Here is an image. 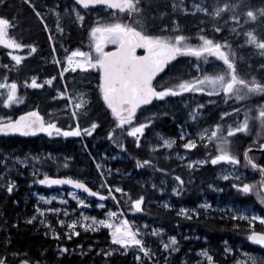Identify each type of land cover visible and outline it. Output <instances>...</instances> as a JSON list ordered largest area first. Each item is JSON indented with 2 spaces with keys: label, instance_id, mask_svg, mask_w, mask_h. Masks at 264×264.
Here are the masks:
<instances>
[{
  "label": "snow or ice",
  "instance_id": "6c2138e0",
  "mask_svg": "<svg viewBox=\"0 0 264 264\" xmlns=\"http://www.w3.org/2000/svg\"><path fill=\"white\" fill-rule=\"evenodd\" d=\"M24 3L32 9L39 23L43 26V31L50 33L51 30L48 24L45 23L41 11L37 10V6L31 0H24ZM0 6L6 7L7 0H0ZM97 6L100 7L98 8ZM169 7L172 10L171 13L167 11ZM244 7H246L244 0H235L234 3L228 2V0H192L190 6L185 5L184 0H178V2L177 0H73L72 7H66L64 12L70 16H74V23L86 30L89 41L88 50L84 51L76 48L69 51V49L64 47L62 42L59 44L60 48L66 53L63 62L60 59L55 60V65L60 68L58 73L59 80L64 81L65 73L68 72L77 73L78 70L79 73H87L89 70L97 72L99 98L112 117L114 129H119L121 134L132 138L136 147L140 148L141 137L145 135L146 129L153 124L154 119L158 116L168 115L167 111L153 112L151 118L146 117L142 121L140 117L146 110V106H153L154 101L163 103L173 97L183 98V94L189 92L202 93L209 97H220L222 94L225 101L229 99L245 101L256 94L264 95V80L258 81L254 75L249 79L239 74L237 54L232 50L229 40L225 37H222L221 40H216L208 38L207 35L203 34L209 22H213L212 31L214 33H222L224 28L219 26L220 20H223L222 13L230 12L231 14L227 20H223V23L227 27L229 34L238 36L240 33L236 31V27L228 26V21H232L239 26L241 17L236 12L238 9ZM81 9L84 11H81ZM177 11L182 12L184 15L197 16L199 13L203 14V17H198V35L196 36L198 43L192 44L190 43L192 37L179 34L181 29L175 18ZM90 14H95V20H89L86 26V17ZM258 14L264 17V8L259 9ZM245 15L253 21L257 19V14L253 10L246 11ZM57 16H59V13H57ZM166 16L171 17L170 24L164 23L162 27H158L156 33L150 31V21L159 19L163 22ZM200 25H204V27H200ZM16 27L15 18L0 15V45L5 49L12 50L7 52V56L10 58L9 63L3 65V69L8 72L16 66L21 65L28 56L37 51L34 44L18 42L17 39L9 36V30ZM56 31L60 33V40L62 41L64 29L60 24H57ZM244 35L247 37L246 44L254 46L259 50V54L264 56V38L258 37L253 31H247ZM53 40L54 35L49 34L47 41L50 45H53ZM108 45L114 47L111 50H106V46ZM25 49H27L26 52L24 51ZM138 49L143 50L142 55L137 54ZM21 52H23V55L18 54ZM56 54L57 48L53 45L51 47V55L56 57ZM178 57H195L196 63L193 67L196 70V75L190 79H183L182 76L184 74H181L174 77L175 83L160 85L158 88L154 85L157 74L161 73L171 62L177 61ZM210 57L214 58V60H210ZM215 61H219L221 64L218 65ZM201 62L210 65L211 71H204L202 73ZM259 70L264 72V64L259 66ZM54 80H57V76H51L45 79L43 83H39L37 77L33 76L30 82L25 79L23 84L28 88L41 89L45 84L52 86ZM0 90H3L0 91V106L3 108H11L14 104L22 103V99L17 95L18 83L16 80L9 82L7 72L4 74L3 82H0ZM56 91L60 98H67L65 107L71 109L69 119L75 121V126L72 124H69L67 128L58 126L56 119L52 118L51 113L48 114L49 118L45 119V116L41 115L39 110L32 109L22 112L15 118L8 115L0 116V135L18 134L20 136H36L43 133L48 137H53L54 135L65 138L81 137L82 134L91 136L92 132L99 127V124L95 120H91L87 127H81L80 123L81 117L88 115L87 107L89 101L85 98L86 94L77 91L74 95H69L67 84H64L63 90L57 88ZM209 103H213V101L209 100ZM196 108L202 109L204 105H196ZM240 111V107H232L230 111L222 110L220 112L219 122L212 125L210 135L207 136V141L214 142L216 154L209 156L206 151L205 159L188 163L187 167L189 169L193 168V164L203 165L210 163L213 166L220 162L233 166L240 164L237 155L233 154L230 150L229 138L233 137L236 133L246 132L249 128L250 119L257 120L261 128H264V103L256 105L254 109L244 107V120L239 122L237 126L227 124L225 129L224 118L230 117L233 114L238 116ZM251 112H254L255 115L250 116L249 113ZM208 131L209 129H204L202 132L197 133V135L203 141ZM185 135L184 131L181 130L179 139L184 141ZM107 136L121 151H125L124 144L114 139L113 130L108 131ZM174 143V139H163V146L167 148H172ZM180 146L183 149L191 151L197 148V142L192 138H188ZM205 146L207 145L205 144ZM258 147L264 150V143H260ZM249 151H251V148L244 151L245 167L250 165L253 170L259 171L261 180L258 182V185L264 188V166L257 164L253 158H250L248 155ZM180 158L183 159V157ZM8 159H12L14 164L28 163V157L22 159L6 155L0 159V165H4L6 172L10 170L9 165L5 163ZM32 159L38 160L39 157H33ZM150 163L151 161L148 159L142 162L137 160L136 167L141 168L150 165ZM99 169L100 165H97V170ZM157 170L164 171L163 169ZM32 175L34 177L39 176V169L34 168ZM103 176L104 173L101 172L102 179ZM2 178L3 173H0V179ZM221 178L228 180L229 175H222ZM233 178L235 180L240 179L239 176H234ZM174 180L178 183L172 188V192L178 196L183 191L185 181L179 175H175ZM33 183L47 187L70 185L74 189L83 190L89 196L98 197L100 201L106 199L98 191L90 189L83 181L70 177H52L45 173L43 178L34 179ZM14 186L15 181L9 179L6 184V191L11 194ZM101 186L108 187V196L116 201V197L112 195V187H109L106 181ZM208 187L215 191H222V189L215 188L212 184H209ZM231 187L239 193L247 194L253 190L255 185L233 183ZM115 191L122 192L123 190L120 187H115ZM68 195L78 200L77 208L80 206L89 207L84 199L76 197L73 192H69ZM38 199L45 201V197L43 196H39ZM51 199H55V197L49 198L46 202L50 203ZM61 202L66 203V201ZM143 202V196L131 200L129 211H143L141 207ZM260 202L264 204V198ZM97 206L103 207L102 204H98ZM116 206L117 212H119V201L116 202ZM165 207H169V205L165 204ZM210 207L211 205L208 202L198 205V208H203L205 211ZM226 210L232 211L230 208ZM46 211L59 214L61 209L48 208ZM195 211L194 209L193 212ZM221 211H225V209H221ZM36 212L41 217L45 215V210L39 207L36 208ZM117 212L109 210L105 215L109 218H114L117 216ZM236 212L237 214L232 215L231 219L249 221L250 232L247 235L248 241L264 248V230H254V222L258 221L261 226H264V216L253 214L249 217L246 214L247 210L241 212L239 209H236ZM177 214L192 219V216L188 214V210L184 208H181ZM63 215L67 217L69 215L68 211L65 210ZM120 215L123 216L124 213L120 212ZM80 218L91 220L89 224L80 223V227L86 231L98 230L100 226L108 228L110 230L111 244L119 246V249H122L123 253H127L130 248H134L136 250L134 259L137 264H143L141 253L146 264H160L159 260L156 259L157 253L146 246L141 229L134 226L135 222L123 218L118 223H113L110 219L96 220L94 217H85L83 213L80 214ZM35 219L36 216L33 215L27 220V223H32ZM41 223H44V221L41 220ZM57 223L64 226L65 220L60 219ZM77 223L78 220H72L66 224L70 232H65L64 235L69 240L73 236L80 234L75 230ZM45 227L48 228V231L53 232L57 240L60 239L59 233L49 228L47 224H45ZM144 227L147 228V225H144ZM160 231L162 232V230ZM47 234L48 232L46 231L45 235ZM158 234L157 230L154 229L152 231V235ZM8 242L10 243V241ZM77 247L80 246L78 245ZM162 248L163 253H166V255L162 254V259L167 264L168 257L179 251L178 241L174 236L169 237L167 243L162 242ZM68 251L69 249L59 246L57 254L67 253ZM224 251L225 253H230L231 249L225 247ZM111 254V251L103 253L105 257ZM8 255H12L15 258L20 254L15 252L0 254V264H7ZM198 255L206 258L207 264H215L213 256L206 249L200 250ZM245 256L249 264H264V258H258L249 254H245ZM19 264H33V262L29 259H20ZM35 264H39V262H35ZM181 264H184V262L181 261ZM197 264H200V262L197 261ZM236 264H240V262L236 261Z\"/></svg>",
  "mask_w": 264,
  "mask_h": 264
},
{
  "label": "rangeland",
  "instance_id": "374dc122",
  "mask_svg": "<svg viewBox=\"0 0 264 264\" xmlns=\"http://www.w3.org/2000/svg\"><path fill=\"white\" fill-rule=\"evenodd\" d=\"M23 1V0H18ZM50 4H46L47 0L44 1H36L33 2V4H37V10L41 11V14L44 17L48 16L53 19V22H48L45 20V23L48 24L49 29L51 30L50 33H45V37L47 39V36L49 34L54 35V40H53V45L56 46L57 48V56L59 57L60 60H64L66 53L62 48H60L59 44L61 42L57 41V35L60 34L56 31V26L57 24H60L61 19H66L68 23H71L72 25H75L74 23V16H70L64 12V9L71 8L73 3L69 2L68 0H62L57 1V0H49ZM24 2V1H23ZM178 2V0H177ZM185 5L190 6L192 3V0H184ZM229 2V1H228ZM12 4L11 1L8 2V6ZM246 4V7L240 8L237 10L236 14L241 17L239 24L241 25V33L236 36L234 34H229L228 31H225L223 34V37L227 38L230 41H235L236 40V46L230 42L232 50H234L237 54L238 50L236 47H241L242 51H244L245 54H241V56L237 55V59L239 58L240 61H242V58L244 57V66L252 69V70H257L259 71V76L256 77L258 81H260L262 78L264 79V72H261L259 70V66L261 64H264V56H261L259 54V50L256 49L254 46L246 44V39L247 37L244 35L245 32L247 31H253L255 35H257L260 38H264V17L260 18L261 16L258 14V10L261 8H264V0L258 1L256 4ZM79 7V6H77ZM99 8V7H98ZM248 10H253L254 13L257 14V19L255 21L249 19L246 17L245 13ZM81 11H83L81 9ZM171 13V8L169 7L167 9ZM33 12V11H32ZM181 14H183L180 11H177ZM34 13V12H33ZM57 13H59V16H57ZM101 14H103L101 12ZM230 12H224L222 13L223 20H227L228 16L230 15ZM91 16L86 17V23L88 24V20H95V14H90ZM184 15V14H183ZM4 16V15H3ZM190 19H196V22L198 24V17H203L202 13L197 14V16L189 15ZM33 16L31 14L29 15L28 13L15 17V24L17 25L16 28L10 29L9 30V36L17 39L18 42H24V43H30L34 44L37 48V44H40L38 39H33L29 41H22L20 38H22L21 35H18L21 33V30H17L20 28L22 24L24 25V22L31 20ZM89 18V19H88ZM34 19V18H33ZM166 20V23L170 24V16H166L164 18ZM158 20V19H157ZM223 20H220L219 26L224 25ZM35 22V20H34ZM228 24H234L232 21H228ZM150 31L156 33L158 31V27H162L163 25H160L158 22H150ZM25 26V30L27 31V25ZM61 26V24H60ZM171 26V25H170ZM208 26L213 27V22H209ZM62 27V26H61ZM200 27H204V25H200ZM63 28V27H62ZM21 29V28H20ZM43 29V26L38 30L40 32ZM238 32V30H236ZM239 33V32H238ZM36 35L37 32H32V33H26L27 35ZM24 36V35H23ZM25 36V37H26ZM213 38V37H212ZM241 38L240 40H238ZM28 39V38H25ZM215 39V38H213ZM216 40H221V39H216ZM48 42V41H47ZM44 44V43H43ZM64 44V43H63ZM49 45V51L51 52V47L53 45ZM39 46V45H38ZM64 47L69 49V51L74 50L76 48H80L78 46L75 47H67L64 44ZM107 47V46H106ZM81 49V48H80ZM82 50V49H81ZM8 51H12L10 49H6V53ZM25 52L27 49L24 50ZM37 51L38 48H37ZM23 55V52L18 53ZM28 56L27 63H32L34 67L38 65H42L46 62H51L54 60L55 57H53L51 54L49 58H43L42 56L38 55L34 60L29 58ZM210 60H214V58H209ZM196 63V58L195 57H178L177 61L171 62L169 65L168 69L166 72H164L161 76H159L156 81L158 87L160 85L164 84H172L175 83L174 77H177L181 74H184L182 76L183 79H190L196 75V70L193 67V65ZM216 64H221L219 61H215ZM204 71H211V66L208 64H204L201 62V72L203 73ZM9 78V77H8ZM4 75H0V82H3ZM73 77L72 76H67L65 77L64 81H60L59 79V85H56L54 88V95H52L49 99L50 100H60L61 104L58 106L51 107L49 110H47V113H51L52 115L58 114L59 111H62L63 109H67L69 113L71 112L70 108H66L65 105L67 104V98H60L57 95L56 89L59 88L60 90H63L64 84H67L69 87V95H74L75 92H83L86 94L85 98L91 102V91L90 89L86 88L83 86V83H81V87L79 88H71L69 86V83L72 81ZM9 78V82H11ZM93 86L96 85L95 82L92 83ZM156 85V86H157ZM3 91V90H0ZM17 95L22 99V103L19 104H14L13 106H16L19 108V111H26L32 109L31 104H27L24 101V98L19 95L18 90H17ZM261 96L262 94H256ZM55 97V99H53ZM64 100V102L62 101ZM209 100L213 101V103H209ZM263 101V99H261ZM260 101L259 103H264ZM223 103L228 104L229 106L226 108H219L218 112L214 117H216V120H213V114H214V109L215 106L218 105V107H222ZM247 102H242V101H235L234 99H229L227 101L224 100L223 95L221 94L220 97L216 96H207L202 93H184L183 98L181 97H173L170 99H167L165 102L161 103L159 101H154L153 106H146V110L144 111L143 115L140 117L141 120L143 121L146 117L151 118V114L153 112H163L167 111L168 115L166 116H160V117H165L167 118L166 120H162L161 124H158V121L154 119V122L152 125L149 126L148 129L145 131V135L141 137V142L144 143L145 148L153 153V158L151 160L150 165L143 166L141 168H137L136 171H124L123 169L116 167L113 168L110 164H108V160L112 158H119V159H124L122 152L120 150H115L114 148H108L109 153L107 154L105 151L102 152H96V154L93 156V163L95 167L97 168V165H100V169L97 170L99 174V181L97 182V187L100 189H106L107 191L104 192L107 197L108 196V188L107 187H102L101 185L104 183V179L107 180L108 176L112 177L113 174L116 176L120 177H125V179H130L132 180L136 185L137 189L139 192L132 193L130 189H125L123 187V184L120 182H112L110 183L108 180V186L112 187V195L116 197V201H113V204H111L108 208L106 207V199L104 201L100 200H95V202H92L88 196L85 194L72 190V189H58V190H41L37 186L39 184L33 183L34 179H39L41 178L45 173L48 174L50 171L43 167V163H47L45 161H53L54 157H64L65 159L68 158V156L60 153H53L50 151H43L42 149L36 153H29L26 152L22 155H16V154H4L0 159L4 158V156H9V157H28V163L26 164H14V161L12 159H8L5 161L9 165V171H5L4 165H0V173H3V178L0 179V201L6 202L11 196L17 197L23 201L22 205V214H24L25 217V222L27 223V220L30 219L33 215L36 216V219L32 221V224L35 226V229H40L42 233L45 235V232L47 231L48 234L45 235L49 238L56 239L55 236L53 235L52 231H48V228L45 227V224L48 225L49 228L54 229L56 233L60 234V241H67L69 240L64 233L65 232H70L69 229H67L66 224L71 222L72 220H78L77 226H76V231L78 232H89L92 233L94 232L93 230H85L84 228L80 227V223L84 224H89L91 223V220H83L80 218V214L83 213L85 217H94L96 220H102V219H110L111 222L113 223H118L120 219L127 218L129 221L135 222V227H139L141 229V232L143 234V238L145 240V244L147 247H149L151 250L155 251L157 253V257L161 256L162 254L166 255V253H163V248H162V242L167 243L168 238L174 236L176 240L178 241V246L179 250H182V247H186L187 252H182L179 255V262L181 264V261L186 263L187 261L191 260V264H197V261L200 262V264H207L206 258H202L198 255V252L200 250L206 249L210 255L213 256V259L215 261V264L218 262L215 260L214 255L211 252V246L207 244L206 238H201L197 236L196 234L193 233L195 230H190L189 228H185L183 226L177 225L173 227V225H170L168 222H164L158 219H155L153 217V214L148 213V214H143V211H147L146 209H143L141 212H132L129 211L130 207H124V204L130 205L131 200L138 199L140 196L144 197V202L142 203L141 207H150L151 209L153 208L152 205L155 207H159V209L163 210H176V215L179 212L181 208H184L188 210L189 215H197L199 210H202L204 214H210L213 212H217L219 214H230L236 215V209H239L241 212H244L247 210V215L251 217L253 214L255 215H261L264 216V211L262 209V203L260 202L262 198H264V195L262 194L261 189L260 193L255 192V196L253 197V201L255 204H257L258 209H256L255 205H250V204H243L240 202H237L236 200L233 199V196L228 197V192L227 191H232L234 188L231 187L233 183H243L245 181H250L252 177L256 176L253 175L252 171L253 169H247L244 168V166H239V165H231L228 163L220 162L217 165L213 166L210 163H206L203 165H198V164H193V168L189 169L187 167L189 162L192 161H199L201 159H205V149L206 145L211 146L212 150L207 152L210 155H215L216 154V149H215V144L212 141H207V136L210 135V129L212 125L216 122H219V116L220 112L223 111H230L232 107H242L246 104ZM196 105H204V108H196ZM17 109V108H16ZM195 109V111H193ZM139 114V111H138ZM191 114V115H190ZM3 115H8V116H13L11 113V109L7 108L6 111L0 112V116ZM159 117V116H158ZM226 118V117H225ZM224 118V119H225ZM243 121V120H241ZM231 124V122H224V124ZM66 127H68L69 123L65 122ZM70 124L75 126V121L70 120ZM204 129H209L207 134L205 135L204 140L202 141L200 136L197 135V133L202 132ZM181 130L184 131L185 135V140L181 141L179 139V135L181 133ZM258 131H264V128H261L259 122H258ZM159 134V135H158ZM46 135V134H42ZM55 136V135H54ZM188 138H192L197 142V148L192 149L191 151H188L186 149H183L180 145L184 142L187 141ZM163 139H174L175 143L173 144L172 148H167L163 146ZM40 142V141H38ZM82 143L84 146V136L82 134L81 137H79V141ZM199 151H204L200 152ZM155 152V154H154ZM33 157H39L38 160H33ZM180 157H183L181 159ZM158 160L157 162L155 160ZM43 163L40 165L39 161ZM51 163V162H50ZM14 164V166H13ZM49 164V163H48ZM64 166L67 165L63 163ZM67 167V166H65ZM203 167H206L204 169L203 177L209 179L207 181L195 178L194 175L197 173L200 175V171L202 170ZM34 168L39 169L40 175L37 177H34L32 175ZM157 169H163L164 171H158ZM235 169V171H234ZM101 172L104 173L103 179L101 178ZM51 174V173H50ZM55 175H67V176H73L82 180L86 179L84 177H79L75 176L70 173H60V170H55L54 173ZM229 175L228 180H224L221 178L222 175ZM179 175L181 176L182 180L185 181V185L183 187H188L189 189H194L199 195H200V200L198 201L196 206H190L187 205L186 203L182 202L180 200L174 201L173 197L177 196L172 192V188L177 185L178 182L174 180V176ZM234 176H239V180H235L233 177ZM258 178V176H257ZM10 180L15 181V186L14 190L11 194H9L6 191V184ZM115 179H119V177H116ZM22 180L24 183V186L21 187L19 186V182ZM225 183V184H223ZM250 183V182H249ZM212 184L215 188L222 189V191H215L212 188H209L208 185ZM155 185V187H153ZM225 185V186H224ZM115 187H120L123 191L122 192H116ZM260 188V187H259ZM226 189V190H225ZM236 190V189H234ZM16 191H20L16 196ZM237 191V190H236ZM73 192L74 195L80 199H84L85 203L89 205V207H84L80 206L77 208V203L78 200L74 199L73 196H69L68 193ZM133 194V195H132ZM39 196L45 197V201H40L38 199ZM55 197V199H51L50 203L46 202L49 200V198ZM17 199V198H16ZM191 201L194 199L192 197H189ZM61 201H66V203H62ZM119 201L120 205V210L117 212V206L116 202ZM14 202V201H13ZM204 202H208L211 207L205 211L203 208H198V205H202ZM17 203L19 204L20 201L17 199ZM98 204H102L103 207H98ZM165 204L169 205V207H165ZM15 205H17L15 203ZM39 207L42 210H45V215L41 217L39 213L36 212V208ZM1 208V207H0ZM48 208H60L61 212L59 214H54L51 212H47L46 209ZM105 208L104 212L102 215H97L95 213V209H103ZM231 209L232 211L229 212L226 209ZM196 210L193 212V210ZM221 209H225V211H221ZM67 210L69 215L66 217L63 215V212ZM114 211L117 212V216L114 218H109L105 214L109 211ZM120 212H123L124 215L121 216ZM1 213V211H0ZM180 217H185L179 215ZM63 219L65 220V225L61 226L60 224L57 223L58 220ZM41 220L44 221V223H41ZM243 220V219H240ZM248 223V220H243ZM258 222V221H257ZM259 223V222H258ZM144 225H147V228L144 227ZM95 227V226H94ZM106 229L109 233L110 230L108 228H105L103 226H100L99 229ZM157 230L159 233L158 235H152L153 230ZM95 230V231H98ZM162 230V232L160 231ZM174 230V231H173ZM255 230V229H254ZM262 230H264V226H262ZM249 231L245 232L244 236L247 239V235L249 234ZM187 237V239H185ZM197 241V242H196ZM187 242V243H185ZM109 244L105 245L103 248L104 252L105 251H121L119 249V246L111 244V237L109 238ZM223 249L225 247L227 248H232L230 245L226 244L223 242ZM244 243V240L242 238L236 239L235 246L232 248L235 251V254L233 255V260L230 262V264H236V261H239L240 264H249V262L246 259L245 254H249L252 256H256L258 258H264V255L259 252H254V251H247L242 249V244ZM155 248L158 250V252L155 250ZM135 251L134 248H132ZM225 252V251H224ZM176 253V252H175ZM232 253V250L231 252ZM174 254V253H173ZM142 257V261L144 260L143 254H140ZM171 258V256L168 257V261ZM162 259V258H161ZM19 264V261L16 263ZM160 264H165V261L162 259ZM168 264V262H167Z\"/></svg>",
  "mask_w": 264,
  "mask_h": 264
},
{
  "label": "trees",
  "instance_id": "16d2710c",
  "mask_svg": "<svg viewBox=\"0 0 264 264\" xmlns=\"http://www.w3.org/2000/svg\"><path fill=\"white\" fill-rule=\"evenodd\" d=\"M11 1L12 4L8 6V2ZM17 0H8L7 6H0V15L7 16L9 18H17L19 16H23L27 13L31 14L35 20V24L32 26L28 21L24 22V25H27V28L30 27L26 31V33L37 32L36 35H30V39H38L40 44H37V48L39 51L33 53L29 58L34 60L38 55L42 56L44 59L49 58L51 52L49 51V45L47 39L45 37V32L43 29L40 30L42 25L39 23L38 18L32 12V9L25 4L23 1ZM35 2V0H31ZM38 2L44 0H36ZM61 1L62 0H57ZM73 3V0H68ZM231 3H234L235 0H228ZM260 0H244L247 4H257ZM50 1L47 0L46 4H50ZM37 6V4L35 3ZM38 7V6H37ZM100 7V6H97ZM84 11V10H83ZM91 15H89L90 17ZM189 15H183L179 12L175 13V18L178 21L181 32L179 34H184L192 37L190 43L196 44L198 40L196 36L197 32V22L196 19H190ZM46 21L53 22L51 17H44ZM262 18V17H260ZM89 19V18H88ZM89 21V20H88ZM87 21V22H88ZM150 22H158L160 25L166 23L164 19L161 22L159 19L150 21ZM60 24L64 29L63 40H60V34L57 35V41L62 43H68L70 46H78L82 50H88V36L85 29L78 27L77 24L72 25L68 23L66 19H61ZM86 26L87 23L85 22ZM23 25V26H24ZM224 28L222 33H214L212 31V27L208 26L205 28V32L203 34L207 35L208 38L221 39L225 31H227V27L225 25H220ZM231 26V24H228ZM232 26L236 27L239 33H241V25L237 26L236 24H232ZM239 38L238 40H240ZM236 46V40L230 41ZM229 42V43H230ZM44 43V44H43ZM39 45V46H38ZM114 46L108 45L107 49H110ZM238 52L237 55L241 56L242 51L241 47H236ZM142 49H138L137 52H141ZM28 57L22 62L21 65L16 66L10 72L3 69V65L9 63L10 58L7 56L6 49L0 45V75H4L7 72V75L10 79H14L18 83V93L20 96L24 98L25 103L31 104L32 109H37L40 111L41 115L45 116V119H48L47 110H49L53 106H58L61 104L60 100H50L49 98L54 95V88L56 85H59V80L53 81L52 86L44 85L41 89H32L25 87L23 81L25 79L29 80L31 77H37V81L39 83H43L45 79L50 78L51 76H57V68L53 63L46 62L42 65H38L34 67L32 63H27ZM244 57L242 61L237 59V67L240 75L245 76L247 78H251V76H259V71L252 70L246 66H244ZM69 76H72L73 79L69 83L71 88H79L81 87V83L83 86L90 89L91 93V102H89L87 107V116L81 117L80 123L81 127H87L88 123L91 120H95L99 127L92 132L91 136L84 135V146L82 143L78 142L79 137H62V136H53L48 137L47 135H42L36 137H19V136H0V157L4 154H16L22 155L26 152L36 154L41 149L43 151H50L53 153H60L68 156L67 159L64 157H54L53 161H45L47 163H43L39 161V164L43 165L46 169L50 171L51 174L54 173L55 170H60V173H70L75 176L84 177L89 186L93 189L104 193L105 191L97 187V182L99 181V174L97 172V168L93 163V156L96 152L105 151L107 154L109 153L108 148H114L115 150H120L116 144L109 140L107 133L110 130L114 131V139L124 144L125 151H121L124 159L112 158L107 162L113 168L119 167L124 171H136V162L140 160L141 162L145 159L154 160L153 153L149 152L143 142H141V147L137 148L132 138L126 137V135L121 134L119 129H114L113 121L110 113L103 106L102 100L99 98L97 84H98V73L94 70H89L87 73H71ZM261 80H264L263 78ZM260 80V81H261ZM95 82L96 85L93 86L92 83ZM154 85H157L156 79L154 80ZM158 87V85H157ZM159 88V87H158ZM263 99V101L261 100ZM264 102V95H253L248 100L242 101L247 102L243 107H241V111L239 115L233 114L230 117H226L224 122H231L233 126H237L241 120H244V107L249 109H254V107L259 102ZM228 104H224L222 107L215 106L213 120H216L214 115L217 114L219 108H226ZM17 108V109H16ZM11 113L13 116L21 113L19 108L16 106H12ZM6 108L0 106V112L6 111ZM250 116L255 115L254 112L249 113ZM53 119H56L58 126L66 127L65 120L69 119L70 113L67 110L59 111L58 114L52 115ZM158 121V124L162 123V120H166L165 117H157L155 118ZM227 127V123H225V129ZM258 121L250 119L249 120V128L246 132L236 133L230 139V150L233 154L237 155L240 160L239 166H244V168L250 169V166L245 167V161L243 156V150L248 146H258L261 141L264 140V131H258ZM40 141V142H38ZM211 146L207 145L205 152L211 151ZM204 152V151H199ZM260 152H252L251 158L255 161L259 157ZM155 154V152H154ZM158 161L157 159L155 160ZM51 162V163H50ZM49 163V164H48ZM67 164V167L64 164ZM206 167H203L200 171V175L195 173L194 177L199 180H209L203 177V171ZM119 177V179H115ZM107 180L112 182H120L123 184L125 189H130L132 193L141 192L138 191L137 185L130 179H125V177L116 176L113 174L112 177L108 176ZM106 180V181H107ZM251 185H255L253 190L247 194L239 193L236 190L227 191L228 197L233 196V199L237 202L243 204H250L252 202L253 197L255 196V192L260 193V188L258 185L257 175L252 177L249 181ZM241 183V182H239ZM225 184V183H223ZM225 186V185H224ZM226 190V189H225ZM133 195V194H132ZM189 197L194 198L192 201L188 199ZM174 201L180 200L181 203L184 202L190 206H196L198 201L200 200V195L194 190L189 189L187 186L183 187V191L180 195L173 197ZM15 201V204H13ZM95 202L94 199L91 200ZM106 207L108 208L113 201L107 197L106 199ZM22 205L23 202L17 203L16 197L11 196L6 202L0 201V254H10V253H19L17 257H13L12 255L7 256V264H16L20 259H29L35 264V262H39V264H137L135 261V251L130 248L127 253H123L121 251H113L112 254L108 257L103 255L105 245H108L110 234L109 232L102 228L98 231H94L92 233L89 232H79L78 236H73L70 240L60 241L57 239L49 238L45 236L40 229H35V226L29 223H26L25 215L22 214ZM124 207H130L128 204H124ZM152 209L150 207H142V209H146L147 211H143V214L151 213L155 219L168 222L173 227L177 225L183 226L185 228H189L193 231L194 234L201 238H206L207 244L211 246V252L214 255L215 260L219 261V264H230L233 260V255L235 251L232 249L235 246L236 239L242 238L244 243L242 244V249L247 251L259 252L264 255V250L258 248L250 244L245 238V232L249 231V225L247 222L236 219H231L230 214H219L217 212H213L210 214H204L202 210H199L197 215H192V219H188L185 217H180L176 215V210H163L159 209V207H155L152 205ZM105 208L103 209H95V213L97 215H102ZM255 230H262V226L258 222H254ZM174 231V230H173ZM10 241V243L8 242ZM197 242V241H196ZM223 242L230 245L232 248V253H225ZM187 243V242H185ZM80 247H77V246ZM63 246L69 251L63 254L58 253V247ZM186 247H182V250L171 255V258L168 261V264H180L178 258L182 252H187ZM158 252V250L155 248ZM26 254V255H25ZM162 257L159 256L156 259L161 263ZM143 264L146 262L143 260ZM184 264H191V260L187 261Z\"/></svg>",
  "mask_w": 264,
  "mask_h": 264
},
{
  "label": "water",
  "instance_id": "95a60500",
  "mask_svg": "<svg viewBox=\"0 0 264 264\" xmlns=\"http://www.w3.org/2000/svg\"><path fill=\"white\" fill-rule=\"evenodd\" d=\"M112 49V48H111ZM111 49H108V50H111ZM137 54H139V55H142L143 54V50H142V52H140V53H137ZM166 68H167V66L165 67V69L161 72V73H158L157 74V77L160 75V74H162L165 70H166ZM156 77V78H157ZM27 111H29V110H27ZM22 113V112H21ZM21 113H19L18 115H20ZM18 115H16V116H18ZM16 116H14L13 118H15ZM38 135V134H37ZM36 135V136H37ZM0 136H5V135H0ZM8 136H20V135H18V134H15V135H8ZM21 137H23V136H21ZM260 143H264V140L262 141V142H260ZM249 148H251V151H249V153H248V155H249V157L251 158V156H250V153L251 152H260V151H264V150H261V149H259V147L258 146H248V147H246L245 149H249ZM245 149L243 150V156H244V151H245ZM258 164V163H257ZM259 165H261V164H259ZM250 166V165H249ZM262 166V165H261ZM251 167V166H250ZM258 171V170H257ZM49 176H51V175H49ZM52 177H70V178H73V179H79V178H76V177H73V176H65V175H58V176H52ZM43 178V177H42ZM79 180H81V181H83L90 189H92L93 191H97V190H95V189H93V188H91L90 186H89V184L85 181V180H82V179H79ZM261 180V176L259 177V181ZM244 183H248V182H244ZM45 187H47V186H45ZM47 188H49V189H72V190H76V191H79V192H81V193H83V194H85V195H87L90 199H95V200H99V198L98 197H92V196H89L87 193H85V192H83V190H80V189H74V188H72V186H70V185H59V186H56V185H53V186H51V187H47ZM260 189H261V191L263 192V194H264V188H261L260 187ZM100 193V192H99ZM101 195H104V194H102V193H100ZM105 197H106V195H104ZM104 201V200H103ZM255 231H259V230H255ZM250 244H252V245H255V246H257V247H259V248H261V249H263L264 250V248H262L261 246H259V245H256V244H253L252 242H250V241H248Z\"/></svg>",
  "mask_w": 264,
  "mask_h": 264
},
{
  "label": "flooded vegetation",
  "instance_id": "af4514ba",
  "mask_svg": "<svg viewBox=\"0 0 264 264\" xmlns=\"http://www.w3.org/2000/svg\"><path fill=\"white\" fill-rule=\"evenodd\" d=\"M30 22V24L33 26L34 24H35V22H34V20H33V17L31 18V20H29ZM20 28H18L17 30H21V33L20 34H18V35H21L22 36V38H20L22 41H29V39H30V36L29 35H27L26 36V31H25V26H23V24L21 25V26H19ZM28 29H30V27H28ZM24 35V36H23ZM26 36V37H25ZM25 38H28V39H25ZM31 40V39H30ZM169 67V66H168ZM168 67L166 68V70L164 71V72H166L167 71V69H168ZM163 72V73H164ZM63 102H64V100H62ZM54 107V106H53ZM51 110V109H50ZM63 110H67V109H63ZM66 122H68L69 124H70V119H68V120H65ZM256 163H258V164H261L262 166H264V151H260V153H259V157L257 158V160L255 161ZM252 173H253V175H257L258 176V179H259V177H260V173H259V171H257V170H253L252 171ZM48 175H51V176H57V175H55V174H50V173H48ZM42 178V177H41ZM38 188H40L41 190H49V188H47V187H45V186H42V185H38L37 186ZM262 194H263V192H262ZM264 195V194H263ZM255 205V207H256V209H258V207H257V204H255V202L252 200V202L250 203V205ZM262 206V209H263V211H264V204H262L261 205Z\"/></svg>",
  "mask_w": 264,
  "mask_h": 264
},
{
  "label": "bare ground",
  "instance_id": "6f19581e",
  "mask_svg": "<svg viewBox=\"0 0 264 264\" xmlns=\"http://www.w3.org/2000/svg\"><path fill=\"white\" fill-rule=\"evenodd\" d=\"M8 1V0H7ZM18 1V0H17ZM16 1V2H17ZM29 14V13H28ZM30 15V14H29ZM34 20V19H33ZM19 186H21V187H23L24 186V183L22 182V180L19 182ZM16 193V196L19 194V193H21L20 191H16L15 192ZM19 201H21V199L20 198H18V196L16 197ZM21 202H23V201H21ZM13 204H15L14 202H13ZM217 261V260H216ZM218 263L217 264H219V261H217Z\"/></svg>",
  "mask_w": 264,
  "mask_h": 264
},
{
  "label": "built area",
  "instance_id": "2783aa9c",
  "mask_svg": "<svg viewBox=\"0 0 264 264\" xmlns=\"http://www.w3.org/2000/svg\"><path fill=\"white\" fill-rule=\"evenodd\" d=\"M56 59H58V58L55 57V58H54V62H55ZM58 69H59V71H60V68H59V67H58ZM65 74H66V73H65Z\"/></svg>",
  "mask_w": 264,
  "mask_h": 264
}]
</instances>
